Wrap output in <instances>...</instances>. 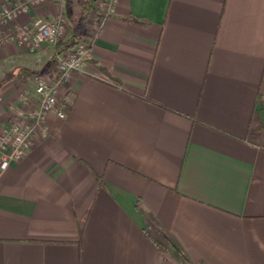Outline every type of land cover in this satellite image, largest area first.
<instances>
[{
	"label": "crops",
	"instance_id": "obj_1",
	"mask_svg": "<svg viewBox=\"0 0 264 264\" xmlns=\"http://www.w3.org/2000/svg\"><path fill=\"white\" fill-rule=\"evenodd\" d=\"M67 1L11 25L62 12L77 40L93 0ZM55 54L0 44V132ZM59 93L0 162V264H264V0H116Z\"/></svg>",
	"mask_w": 264,
	"mask_h": 264
},
{
	"label": "built area",
	"instance_id": "obj_2",
	"mask_svg": "<svg viewBox=\"0 0 264 264\" xmlns=\"http://www.w3.org/2000/svg\"><path fill=\"white\" fill-rule=\"evenodd\" d=\"M49 1L5 0L0 5V44L16 41L28 51H35L44 42L56 45L63 40L66 35L67 20L62 12L54 19L36 16L28 25H11V21L17 16L29 14L34 6ZM115 3L116 0L93 1L92 7L96 11L90 19L94 27L77 38L71 49L55 54L57 67L54 72L32 76L34 86V99L30 98L32 110L24 114L18 108L13 109L11 119L0 132V162L17 161L26 156L35 129L42 128L49 115L65 118L66 104L60 99V88L67 83L74 71L83 69L90 55L96 32L106 17L114 13ZM27 99L28 94L18 97V101Z\"/></svg>",
	"mask_w": 264,
	"mask_h": 264
},
{
	"label": "trees",
	"instance_id": "obj_3",
	"mask_svg": "<svg viewBox=\"0 0 264 264\" xmlns=\"http://www.w3.org/2000/svg\"><path fill=\"white\" fill-rule=\"evenodd\" d=\"M75 42H76L75 36H72L71 38H69L68 40H65V41H63V40L59 41L55 45L56 53H61V52L65 51L66 49H71L74 46ZM56 67H57V60H56L55 55H54L49 59L46 69H47L48 73H52L56 70ZM28 74H29V72H28ZM149 237H151V236H149ZM151 239H152V242L154 243V245L157 246L159 249L164 248L157 240L153 239L152 237H151Z\"/></svg>",
	"mask_w": 264,
	"mask_h": 264
},
{
	"label": "rangeland",
	"instance_id": "obj_4",
	"mask_svg": "<svg viewBox=\"0 0 264 264\" xmlns=\"http://www.w3.org/2000/svg\"><path fill=\"white\" fill-rule=\"evenodd\" d=\"M93 1H95V0H93ZM93 1L86 7V20L87 19L89 20V18H91L92 15L96 11V9L94 7H91V4H93ZM67 3L69 4V7L74 10V14H76V13H77V15L82 14V11L80 10L81 9L80 6L82 7V5L84 4L83 0H69V1H67ZM88 7H89L90 11H89ZM85 24H86V22H85ZM85 30H87V29H85ZM85 33H87V32L85 31ZM85 33H83V34H85ZM83 34L81 36H83Z\"/></svg>",
	"mask_w": 264,
	"mask_h": 264
}]
</instances>
